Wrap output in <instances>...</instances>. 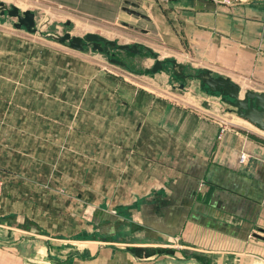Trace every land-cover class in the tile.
<instances>
[{"label": "crops", "instance_id": "1", "mask_svg": "<svg viewBox=\"0 0 264 264\" xmlns=\"http://www.w3.org/2000/svg\"><path fill=\"white\" fill-rule=\"evenodd\" d=\"M0 2L30 10L34 18L52 11L79 25L94 20L109 27L129 24L126 2L137 4L138 12L147 2L160 16L161 8L166 13L167 25L158 18V30L171 61L184 59L195 72L229 77L243 91H264V1ZM95 89L103 91L97 90L105 105L112 101L135 112L134 134L151 145L141 143L135 165H126L138 173L130 183L136 192L119 201V210L91 211L93 227L86 228L60 201H48L40 191L26 194L36 185L7 182L0 200V264H264V144L247 128L255 124L236 117L242 126H227L218 114L205 116L197 106L112 76ZM220 126L225 131L218 138ZM241 152L248 156L244 163Z\"/></svg>", "mask_w": 264, "mask_h": 264}, {"label": "rangeland", "instance_id": "2", "mask_svg": "<svg viewBox=\"0 0 264 264\" xmlns=\"http://www.w3.org/2000/svg\"><path fill=\"white\" fill-rule=\"evenodd\" d=\"M145 4L139 12L149 18L128 16L125 11L129 24L112 27L94 20L79 25L78 20L52 11L37 12L30 28L16 27L17 18L7 12L11 6L0 7V200L7 182L18 188L36 185L25 188L26 194L40 191L48 201H60L61 208L79 215L87 228L93 227L88 219L91 211L119 210V201L136 192L130 183L138 173L126 165H135L141 143L151 145L134 134L135 112L123 104L101 101L99 92L103 91L98 92L96 85L110 76L154 89L161 97L189 107L197 106L205 116L218 114L227 126H242L234 120L246 118L230 104L234 99L225 86L212 90L198 77L202 73L192 70L184 59L174 62L166 57L168 49L161 46H168L157 20L167 25L166 13L161 8L160 16ZM124 7L138 11L129 3ZM105 30L124 33V37L114 38ZM89 31L104 37L101 50L84 42L82 50L74 49L68 41L54 37L69 32L86 41L84 35ZM118 44H127L129 49H119ZM157 59L162 66L153 71ZM244 92L240 88V96ZM254 126L247 128L264 144V130ZM147 174L143 178L141 174L140 180ZM151 188L144 186L145 190ZM113 200L118 201L114 204ZM71 236L78 240L87 237H59Z\"/></svg>", "mask_w": 264, "mask_h": 264}, {"label": "water", "instance_id": "3", "mask_svg": "<svg viewBox=\"0 0 264 264\" xmlns=\"http://www.w3.org/2000/svg\"><path fill=\"white\" fill-rule=\"evenodd\" d=\"M130 5L137 7V4L126 2ZM0 7L5 8L4 4L0 2ZM125 10L131 14L148 18L146 15L129 8ZM7 12L10 16L16 17L17 22L15 23L16 27L24 25L28 28L34 25V13L30 10L19 11V8L16 6H11L7 9ZM59 42L68 41L69 46L82 50L83 42L79 36L71 35L69 32L61 36H54ZM85 40L91 42L92 46L98 50H101L100 42L104 41V37L94 33L88 32L84 35ZM107 43L111 46H116V42L108 40ZM119 49L127 50L129 46L127 44H118ZM135 48V45H133ZM162 66L160 60H156L152 68L153 71H156ZM198 77L201 78L212 90L217 86H225L230 96L233 97L234 101H230V104L237 108V113L246 118L248 121L255 124L260 129L264 130V91L258 92L254 90H245L242 96H240V87L238 84L232 82L229 77H212L208 72L198 74Z\"/></svg>", "mask_w": 264, "mask_h": 264}, {"label": "built area", "instance_id": "4", "mask_svg": "<svg viewBox=\"0 0 264 264\" xmlns=\"http://www.w3.org/2000/svg\"><path fill=\"white\" fill-rule=\"evenodd\" d=\"M247 1H251V0H221V2L224 3V4H232V3H235V2H247ZM261 1H264V0H261ZM224 131H225V126H220L217 137L221 138ZM247 157L248 156H247L246 153L241 152L239 154V162L240 163H244L246 161ZM1 190H2V182L0 180V194H1Z\"/></svg>", "mask_w": 264, "mask_h": 264}, {"label": "flooded vegetation", "instance_id": "5", "mask_svg": "<svg viewBox=\"0 0 264 264\" xmlns=\"http://www.w3.org/2000/svg\"><path fill=\"white\" fill-rule=\"evenodd\" d=\"M82 42H84V43H86V44H90L91 42H89V41H82ZM101 42H103V41H101ZM227 91V90H226Z\"/></svg>", "mask_w": 264, "mask_h": 264}]
</instances>
